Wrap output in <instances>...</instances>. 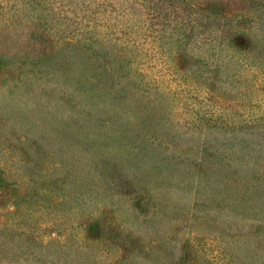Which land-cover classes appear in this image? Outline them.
I'll return each instance as SVG.
<instances>
[{
  "label": "rangeland",
  "instance_id": "374dc122",
  "mask_svg": "<svg viewBox=\"0 0 264 264\" xmlns=\"http://www.w3.org/2000/svg\"><path fill=\"white\" fill-rule=\"evenodd\" d=\"M146 2L0 0V264H264V0L246 49Z\"/></svg>",
  "mask_w": 264,
  "mask_h": 264
},
{
  "label": "trees",
  "instance_id": "16d2710c",
  "mask_svg": "<svg viewBox=\"0 0 264 264\" xmlns=\"http://www.w3.org/2000/svg\"><path fill=\"white\" fill-rule=\"evenodd\" d=\"M232 1L188 0L184 2L186 4L178 5L183 4L182 0H150L149 4L144 3L147 11L144 15H147L146 18L149 20L151 13L153 20L151 26L156 25L157 32L161 35L170 30L173 35L183 36L189 40L197 33H202L212 41L214 46L246 49L256 45L251 19L244 13V9L239 13L231 10L235 6ZM219 5L227 9L219 10ZM255 7L260 9L257 4ZM94 28L92 27L90 31ZM3 180L0 177V186ZM124 252L126 255L123 257H128L130 251Z\"/></svg>",
  "mask_w": 264,
  "mask_h": 264
}]
</instances>
